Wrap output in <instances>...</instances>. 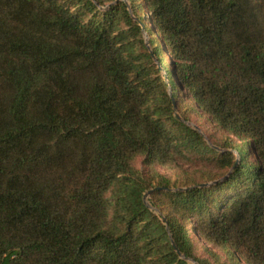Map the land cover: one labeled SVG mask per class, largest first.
<instances>
[{
  "label": "trees",
  "instance_id": "trees-1",
  "mask_svg": "<svg viewBox=\"0 0 264 264\" xmlns=\"http://www.w3.org/2000/svg\"><path fill=\"white\" fill-rule=\"evenodd\" d=\"M0 264H264V0H0Z\"/></svg>",
  "mask_w": 264,
  "mask_h": 264
},
{
  "label": "water",
  "instance_id": "water-1",
  "mask_svg": "<svg viewBox=\"0 0 264 264\" xmlns=\"http://www.w3.org/2000/svg\"><path fill=\"white\" fill-rule=\"evenodd\" d=\"M141 25H142L143 32L146 33L144 23L141 22ZM146 34H147V33H146ZM146 44L149 46V41H148L147 38H146ZM171 97H172V100H173L174 106H175V108H176V102H175V100H174L172 94H171ZM177 117L180 118L179 114H177ZM204 185H206V184H204ZM148 194H149V192L145 195V197H147Z\"/></svg>",
  "mask_w": 264,
  "mask_h": 264
},
{
  "label": "rangeland",
  "instance_id": "rangeland-1",
  "mask_svg": "<svg viewBox=\"0 0 264 264\" xmlns=\"http://www.w3.org/2000/svg\"><path fill=\"white\" fill-rule=\"evenodd\" d=\"M145 37L148 39V35L145 33ZM202 123H205V119L200 120ZM205 128V127H204Z\"/></svg>",
  "mask_w": 264,
  "mask_h": 264
}]
</instances>
